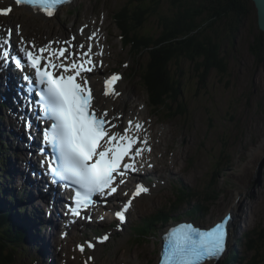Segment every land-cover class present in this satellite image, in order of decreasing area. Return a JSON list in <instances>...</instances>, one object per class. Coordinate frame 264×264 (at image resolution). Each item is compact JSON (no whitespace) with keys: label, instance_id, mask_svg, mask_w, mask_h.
Masks as SVG:
<instances>
[{"label":"rangeland","instance_id":"rangeland-1","mask_svg":"<svg viewBox=\"0 0 264 264\" xmlns=\"http://www.w3.org/2000/svg\"><path fill=\"white\" fill-rule=\"evenodd\" d=\"M127 1L77 0L70 7H62L57 17L45 20L21 8L7 18L0 17V22L7 24L20 22L22 27L25 26L28 37L37 43L56 36L68 38L70 33L83 39L92 29L95 30L91 26L95 22V28L101 27L102 38L108 45L103 56L107 67L117 63L124 75L120 82L124 95L114 99L116 103L112 113L120 111V124H124L122 119L125 115L131 116V112L141 114L149 122V128L155 129L156 165L150 174L155 180L150 185L152 193L146 192L134 199L129 223L122 230L108 231V239L97 246V256L90 251L81 252L77 247L83 238L92 235L86 230L70 233L59 258L66 254L69 264H155L161 230H154L146 242L137 243L132 240L131 226L158 210L170 213L169 205L175 199L173 184H182L189 186L192 192L188 198L190 204L205 207L197 223L209 226L220 220L226 211H234L237 218L232 239L238 245L232 241L230 248L236 246L239 259L232 264H264V57L263 62L257 65L249 51L254 36L264 34L258 28L256 10H252L240 27L234 46L228 44V39H220L227 67L225 74L212 70L199 85L201 72L195 69L196 63L183 59L179 64L182 82L179 99L155 107L149 104L139 74L133 75L135 61L129 56V47L121 44L120 32L115 24V11L122 9ZM160 3L159 11L169 12L166 0ZM146 24V30L152 28L153 33H158L155 16ZM82 25H86L87 29L84 27V33L79 34L77 28ZM146 59V54L139 58L141 62ZM95 79L97 76L93 78L97 92ZM99 98L100 103L105 105L103 100L107 98L102 95ZM144 104L145 112L142 113L140 107ZM159 132L164 137L163 143ZM166 144L172 151L166 150ZM5 151L6 146L0 150L3 161ZM179 170L183 172V180L177 177ZM188 207L185 202L177 214L184 213ZM175 221L177 218H172L167 226ZM105 222L108 223L107 220ZM249 237L258 242L252 241L256 246L251 252L247 250V244L251 243ZM30 252L24 249L22 257L16 258V264H28ZM91 253L93 260L89 259ZM37 263L40 264L38 260Z\"/></svg>","mask_w":264,"mask_h":264},{"label":"snow or ice","instance_id":"snow-or-ice-1","mask_svg":"<svg viewBox=\"0 0 264 264\" xmlns=\"http://www.w3.org/2000/svg\"><path fill=\"white\" fill-rule=\"evenodd\" d=\"M14 3L31 6L52 17L60 6L71 3V0H14ZM11 11V6L2 7L0 15ZM83 30L81 28L80 31L83 33ZM98 33L99 29L93 31L87 40L97 38ZM8 36L0 35L2 63L10 58ZM64 43L69 46L59 49L45 46L38 50L21 47L19 51L23 54V62L12 59L18 69L27 66L32 70V76L25 75L23 79L39 87L36 95L39 97L41 118L51 121L50 129L43 133L44 142L55 153L54 165L48 164V169L54 183L63 181L65 187L73 189L71 199L75 206L70 211L72 215L80 216L82 209L96 203L94 196L105 197L115 193L117 187L125 183L128 172L138 170L136 157H141L144 151L150 152L151 148L143 122L129 120L128 126L121 132L116 130V124L107 119V110L101 113L94 106V97L82 73L92 71L91 67L85 68V64L92 65L93 55H102V52L93 53V45L88 43L79 46L81 49L87 47V51L73 53L70 42ZM119 79V74H113L105 80V96L119 95L112 88ZM146 192L148 188L138 184L133 197ZM131 202L129 199L115 212L119 221H125ZM230 219V215L225 216L207 228L191 223L171 227L163 237L158 264H210L217 261L227 248ZM101 239L107 240L108 236ZM86 243L88 248L94 247L93 243ZM77 247L84 251L83 245Z\"/></svg>","mask_w":264,"mask_h":264},{"label":"trees","instance_id":"trees-1","mask_svg":"<svg viewBox=\"0 0 264 264\" xmlns=\"http://www.w3.org/2000/svg\"><path fill=\"white\" fill-rule=\"evenodd\" d=\"M160 2L161 0H128L115 14L122 43L129 47V56L135 61L133 75L139 74L143 80L142 87L155 107L161 103H174L179 99L182 83L179 64L183 59L196 63L195 69L201 72L199 85L202 78L205 79L212 70L225 74L227 67L220 39L224 37L225 40L228 39L230 46H234L240 27L255 9L252 0H166L169 12L163 13L159 11ZM153 16L157 20L158 33H153L152 28L145 29L147 21ZM249 51L257 65L263 62V33L262 36H254L249 44ZM143 54L147 55V59L141 62L139 58ZM178 106L182 107L180 104ZM213 185L216 186V183ZM183 188L180 185L175 193L178 205L182 202L190 204L188 198L192 192ZM196 205L198 207L194 206L189 213L192 218L203 215V212L199 214L196 210L205 209L202 205ZM172 207V211L177 212V206ZM167 221L168 214L162 211L150 216L135 228L134 241H145L152 229ZM8 223L6 215H0V264H15L16 258L22 257L19 243L21 234ZM252 239L249 237L251 243L247 244L248 252L253 251L256 246L252 241L258 243ZM238 259V251L233 248L223 264H228L229 261L234 263Z\"/></svg>","mask_w":264,"mask_h":264},{"label":"bare ground","instance_id":"bare-ground-1","mask_svg":"<svg viewBox=\"0 0 264 264\" xmlns=\"http://www.w3.org/2000/svg\"><path fill=\"white\" fill-rule=\"evenodd\" d=\"M76 1V0H75ZM24 8V7H22ZM28 21V20H27ZM24 23V22H23ZM87 25V24H86ZM23 25L20 23L19 25V32H17L15 35L12 36L11 41L13 44L16 46L22 45L23 42H27L25 39V29L22 27ZM85 25H82L81 27L84 28ZM92 28L95 30L99 29L98 37L94 38L92 41H89L88 43H93L94 50H97L98 52H101L102 50L105 51L108 46L107 44L105 45V38H102V33H101V28L97 27L95 28V25H92ZM94 30V31H95ZM93 32V29L89 34H86V38L91 35ZM3 31H1V35H3ZM5 36V35H4ZM29 36V35H28ZM22 38V40H21ZM58 42L55 40L52 41L48 47L51 49H54L58 45V43L64 42V39L62 38H57ZM104 40V43H103ZM19 49V48H18ZM115 92H118L119 95H108V98L104 102L105 105L103 106L104 110H107L108 116L107 119L113 123L116 124L118 127L116 130L123 131L124 127H127L126 123H128V118L122 119L124 124H120V113L119 111H116L115 113H112L113 110V105H115V98L118 96L124 95V89L120 87V83H118L112 87ZM148 97V96H147ZM149 99V98H148ZM104 101V100H103ZM97 103H100L101 100L98 97L97 98ZM150 102V100H149ZM144 103V102H143ZM0 117L5 118L4 114V98L0 100ZM97 106V105H95ZM145 104L141 106V112H145ZM8 113L11 116L16 117L17 119L19 118V115L13 114L12 111H8ZM0 118V135L4 138L5 142L0 144L1 150H3L6 146V151L4 152L6 154V158L3 161L4 156H2V166H0V192H1V197L0 200H5L7 202L8 207L10 209H19L22 211L23 216H21V220L24 223L25 227L27 228V231H25V235L21 238L23 240L22 243V248L25 249V251H31L30 254L35 257V259L38 260L40 264H58L57 261L59 259V255L61 250H59L55 245L61 246V248L64 247V243L58 241L55 236L59 231V226H57L54 223V215L52 214L49 215L47 214L43 209V204L40 202L37 198V191H40V187H37V182H34V177L31 174V170L33 168L32 163L26 158L30 157V154H26V158L23 156V153L20 152L19 147L16 145L14 138L18 137L21 142L23 143L24 141V135L23 131H25V128L23 127V123L18 122L15 124L17 127L14 125L11 126L7 123H5L2 119ZM134 122H143L144 124V129L147 133L148 136V145L151 148V151H144L141 157H138V159H146L147 156H152L154 157L155 150H156V145L153 140L156 139V134H155V129L152 127L149 128V122H147L146 117L143 115L136 114L134 116ZM36 132L35 128L32 127V130L30 133L34 135ZM143 136V133L141 134ZM159 136L161 137V142L163 143L164 137H162L161 132H159ZM169 140V137L165 139V142L167 143ZM160 142V141H158ZM200 142V141H199ZM34 144V142L32 143ZM159 144V143H158ZM170 144H171V137H170ZM30 149V145L28 147V150ZM165 149V148H164ZM166 150L172 151V148L170 149V146L166 144ZM177 150V149H176ZM161 150L158 151V153ZM178 153V151H176ZM174 154V153H173ZM174 156V155H173ZM175 157V156H174ZM176 161V159H175ZM174 164H177L175 162ZM185 166V165H184ZM181 170L178 172V176L180 179L181 177ZM183 173V172H182ZM174 176V175H173ZM141 177V176H140ZM165 179V178H164ZM163 179V180H164ZM38 180H40V177H38ZM169 180V179H168ZM183 180V179H182ZM159 182V180H158ZM167 183V182H166ZM183 189H189V186L183 185ZM153 189L148 188V193H152ZM184 204V202L181 203V205ZM198 207L197 205H195ZM13 207V208H12ZM132 207V206H131ZM130 207V209H131ZM191 207V206H190ZM238 208V206H235ZM235 208V209H236ZM24 209V210H23ZM129 209V210H130ZM205 210V209H204ZM237 210V209H236ZM197 213L201 214L203 210L198 211L196 210ZM204 214V212H203ZM231 216V219L229 221V225L232 226L230 228V239L228 242V245L234 240L232 239L233 237V231H234V223L236 220V216L234 214V211H226V213H223L222 216L220 217L223 218L225 216ZM156 217V216H155ZM202 216L199 215L196 217L197 220H199ZM31 222V223H30ZM218 222V221H217ZM201 226H207L205 224H201ZM19 242V240H17ZM158 251L161 247V244L159 243L158 245ZM228 250V249H227ZM120 252V251H119ZM96 256L98 255L97 249L94 250L93 252ZM120 256V255H119ZM120 260V259H119ZM45 261V262H44ZM64 262V261H63ZM112 262V261H111ZM115 262V261H114ZM212 262L211 264H213ZM233 262L229 261L228 264H232ZM65 264V263H63Z\"/></svg>","mask_w":264,"mask_h":264},{"label":"water","instance_id":"water-1","mask_svg":"<svg viewBox=\"0 0 264 264\" xmlns=\"http://www.w3.org/2000/svg\"><path fill=\"white\" fill-rule=\"evenodd\" d=\"M256 10L258 28L264 32V0H252Z\"/></svg>","mask_w":264,"mask_h":264}]
</instances>
